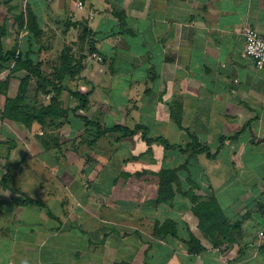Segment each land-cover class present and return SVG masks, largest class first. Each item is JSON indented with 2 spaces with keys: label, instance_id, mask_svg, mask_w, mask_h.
<instances>
[{
  "label": "crops",
  "instance_id": "1",
  "mask_svg": "<svg viewBox=\"0 0 264 264\" xmlns=\"http://www.w3.org/2000/svg\"><path fill=\"white\" fill-rule=\"evenodd\" d=\"M78 1L56 0L55 7L89 20L103 56L100 62L88 55L78 88L93 84L90 93L81 91L98 105L78 114L103 126L143 128L93 142L94 128L71 109L46 117L45 127L2 117L29 73H11L9 61L0 71V264H264V71L243 56V28L264 34V0H82L83 7ZM3 45L12 48L4 39ZM38 82L33 77L29 84L28 108L49 105L55 94ZM144 131L182 146L195 134L218 150L215 157L198 153L217 165L206 174L192 162L190 168H199L194 173L182 166L191 150L148 143ZM112 139L130 155L97 151ZM144 143V151L133 150ZM151 149L163 156L154 154L148 168L132 165ZM94 155L99 167L90 163ZM115 162H122L119 169ZM224 163L241 164L244 174L255 163L249 188L219 190L215 173ZM164 168L174 169L171 201L159 198ZM253 179L260 181L252 186ZM193 183L197 189L189 192ZM191 193L220 201L232 224L222 245L199 228ZM192 234L200 252L190 250Z\"/></svg>",
  "mask_w": 264,
  "mask_h": 264
},
{
  "label": "rangeland",
  "instance_id": "2",
  "mask_svg": "<svg viewBox=\"0 0 264 264\" xmlns=\"http://www.w3.org/2000/svg\"><path fill=\"white\" fill-rule=\"evenodd\" d=\"M0 5H1L0 25L6 26L7 28V34L3 37L4 44L7 45L8 47L12 46V48L22 47L24 50L26 49L27 46L32 47V49L30 50L31 56H34L35 58L37 57L36 59H41L42 57H44V59L46 58L47 61L44 63L45 64L44 69L46 68L45 69L46 71H49L51 69V64H52L51 60L54 61V63L56 60L60 61L62 59V56H64L65 54L66 55L69 54L68 55L69 58L73 57V59H71L72 66L74 64H76L77 66L78 64L84 65L85 62L87 61L88 55H90L94 60L100 62L102 61L98 59L99 56L101 57L103 56L99 52V49L96 45L98 41L97 35L96 32L90 27L89 20L85 19L84 17L80 18L78 15H76V13L72 17H70V14L68 15V12L64 13L62 11V13H59L60 9L55 7L56 0H0ZM33 13L37 17L36 19L34 18V20H31V22L29 23L30 15H33ZM31 30H33L35 33ZM34 34H36L37 36H34ZM84 68L82 67L81 73L71 80H68L69 77L66 76L65 81L69 87L73 89H78L79 86H81L80 79L83 76L82 73L84 71ZM67 75L70 76V74ZM33 85H35V83ZM2 86L4 87L3 83ZM92 87H94L93 84L91 86H88L87 88L80 87L79 90H83V91L87 90V92L90 93V91H92ZM62 93L63 96L61 102H64V105L66 104L67 106L68 105L71 106L73 103L76 102L77 104L79 102V100L75 96L71 95L68 91L64 90ZM98 102L99 100L97 98L96 100L97 105ZM96 103H93V105H91L89 101L87 107L80 110H83L84 112L87 113L89 112L91 114L93 113V110L97 106L95 105ZM113 141H114L113 139L111 141H103L101 143L103 146L99 145L97 151L100 152L101 154L105 151L107 153L106 156H112V154L115 153L120 156L130 155V153L126 152V148L121 146L119 147L116 144V142ZM160 144L162 143L160 142ZM146 145H147L146 143L142 145L134 144L133 150L139 153V151H144L146 149ZM104 146L106 149L104 148ZM147 147L149 146L147 145ZM163 147L166 150L168 149L164 145ZM152 149L148 150V152L145 151V153H143L145 154L144 156L143 154L141 155L139 154V157H137L138 160L132 165L133 166L138 165L139 167L141 166L148 168L147 163L146 165L144 164L145 162H147V160L149 161L150 158L154 156V154L156 156L155 157L156 159H159L163 156L162 155L161 157H157L158 153H156L155 149L154 150ZM171 151L174 152V149L171 148ZM135 152L131 151V153L134 154ZM169 155L170 152L168 150L167 156ZM193 156L194 155H192V151H190L188 153L187 163L183 164L182 166H186L188 164L190 168L191 166L190 164L192 162L193 163L196 162L195 163L196 166L199 164L200 166H202L206 174H210V172H212L213 169H215L216 167L213 165H217L215 162L205 159L202 156H199V154L192 159L191 157ZM97 158L98 157L94 155L90 163L93 165H98L99 167ZM121 163L122 162H115L112 163L114 165L111 166H113V168L115 167V169H119L121 167ZM254 164L255 163L246 164L247 171L245 172V174L243 173L245 169L241 168L242 167L241 164H235L231 166L225 163L223 165L219 164L218 166L220 167V169L216 170L215 173V177L217 179L216 187L219 188V190L222 188H228L229 190L236 192H239L243 188L248 187L247 182L250 181V179L247 178V176L248 173L251 172L248 170L251 166L254 167ZM191 170H194V173H196L197 170H199V168L196 167L193 168L192 166L190 168V171ZM109 172H112L110 168L108 169L107 173ZM261 175L264 174L261 173ZM124 176L130 177L127 175ZM255 176L256 175L253 174V178ZM133 181L135 182L136 179H134ZM259 181L260 180L253 179L251 185L255 186L256 182ZM195 189H197V186L193 183L191 190H189V192H192ZM192 195L194 194L191 193V196ZM194 196L200 198L203 195H194ZM188 197L190 198V195ZM191 218L194 219L192 215ZM255 224L252 225L251 227L252 230L253 229L255 230L256 227L254 226L259 225V224L256 225ZM193 230L198 235L201 234L199 233V230L195 225H193ZM217 238L223 239L221 236Z\"/></svg>",
  "mask_w": 264,
  "mask_h": 264
},
{
  "label": "trees",
  "instance_id": "3",
  "mask_svg": "<svg viewBox=\"0 0 264 264\" xmlns=\"http://www.w3.org/2000/svg\"><path fill=\"white\" fill-rule=\"evenodd\" d=\"M36 15H30L29 23L31 20L36 19ZM33 31V30H31ZM34 32V31H33ZM35 33V32H34ZM7 34L6 26L0 25V71L4 70L8 66V62H13L11 73L18 69H26L29 73L21 79L18 94L15 98H7L5 109L2 112V117H7L15 120L24 121L27 124H31L33 121H38L42 124L43 127L46 125V117H52L54 120L55 117H65L67 116L69 110L79 116L87 127L94 128L96 134L93 142L97 138L104 135L108 132H120L123 136H132L137 133L141 128V125H137L135 128H130L121 124H115L112 126H103V124L98 120H93L87 115L78 114L80 109L86 108L89 103L88 93H83L81 90L73 89L69 87L66 83V76L70 74V78L73 79L78 76L84 65L74 64L71 65V59L69 54L62 56L60 61L51 60V69L46 71L43 67L46 62L44 59H36L34 56H31L30 50L32 47L27 46L26 49L21 50L20 48H11L6 50L3 45V37ZM34 36H37L34 34ZM70 60H69V59ZM33 77H37L41 89L46 92H55L51 98V103L49 105L40 106V108L26 106V95L29 89V84ZM7 85V82L3 83ZM68 91L71 95L75 96L79 100V104L74 108L65 107L64 102L58 99L59 95L64 91ZM54 122V121H53ZM59 124H62L59 122ZM143 137L147 140L148 143L153 140L160 141L166 148H180L182 151L187 152L188 150L192 151V155L206 152L209 157H215L218 153V150L214 153L211 152V149L208 146H203L197 135L191 134V142H189L185 147L181 144H172L164 136L149 137L147 132H143ZM239 135V134H237ZM221 141H224V138H221ZM220 150V149H219ZM187 163V162H186ZM174 169L164 168L161 170V185L159 198L165 201H171L174 199L175 192H173V180L170 178V174ZM167 188H170L172 191H168ZM174 193V194H173ZM191 195V194H190ZM190 200L194 203L193 213L199 219V228L203 232L204 236L210 241L214 246H220L223 244L222 239L217 237L223 236L227 237L229 229L232 228V224L229 223V220L222 211L220 201L214 196L209 197L208 199H201L197 196H190ZM191 240L188 242L190 250L192 252H200L204 247L199 243V239L191 235Z\"/></svg>",
  "mask_w": 264,
  "mask_h": 264
},
{
  "label": "built area",
  "instance_id": "4",
  "mask_svg": "<svg viewBox=\"0 0 264 264\" xmlns=\"http://www.w3.org/2000/svg\"><path fill=\"white\" fill-rule=\"evenodd\" d=\"M78 6L83 7L84 2L79 0ZM243 36V56L251 58L255 67L258 70L264 71V34L254 27L245 26L243 28ZM98 59L102 60V57L99 56Z\"/></svg>",
  "mask_w": 264,
  "mask_h": 264
}]
</instances>
